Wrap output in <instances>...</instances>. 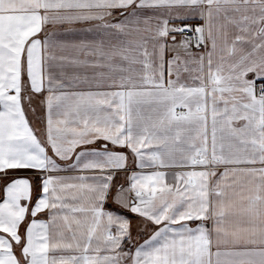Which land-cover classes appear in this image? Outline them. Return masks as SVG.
Instances as JSON below:
<instances>
[{
	"label": "snow or ice",
	"instance_id": "obj_1",
	"mask_svg": "<svg viewBox=\"0 0 264 264\" xmlns=\"http://www.w3.org/2000/svg\"><path fill=\"white\" fill-rule=\"evenodd\" d=\"M0 264H264V0H0Z\"/></svg>",
	"mask_w": 264,
	"mask_h": 264
}]
</instances>
